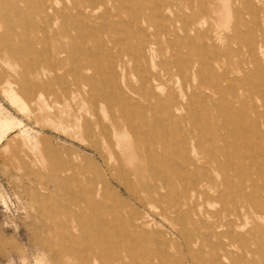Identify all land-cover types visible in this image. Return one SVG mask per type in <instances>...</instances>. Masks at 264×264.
<instances>
[{
    "label": "rangeland",
    "instance_id": "374dc122",
    "mask_svg": "<svg viewBox=\"0 0 264 264\" xmlns=\"http://www.w3.org/2000/svg\"><path fill=\"white\" fill-rule=\"evenodd\" d=\"M6 1L0 0V264H76L65 244L70 221L58 206L74 197L86 206L90 182L108 173L98 153L109 158L113 148L125 165H144L148 144L187 172L205 165L206 192L221 190L226 200L200 204L202 213L247 206L246 196L250 209L264 207V59L256 57L264 44V0H172L170 9L161 6L162 17L153 11L159 0H93L78 21L58 13L77 15L70 0H41L52 10L39 13L22 0ZM239 15L246 24H238ZM199 31L220 36L215 55ZM205 44L210 54L203 58ZM119 91L133 92L142 108L160 101L168 108L160 116L176 114L167 135L146 144L123 129L115 134L122 103L103 94ZM192 181L198 175L167 185L181 192ZM134 208L153 261L193 264L174 217L147 205ZM243 211L236 233L244 238L213 237L222 249L205 242L200 248L199 239L192 244L199 261L214 255L218 264H264V212ZM189 217L200 236L210 235L215 217L188 214V230Z\"/></svg>",
    "mask_w": 264,
    "mask_h": 264
},
{
    "label": "bare ground",
    "instance_id": "6f19581e",
    "mask_svg": "<svg viewBox=\"0 0 264 264\" xmlns=\"http://www.w3.org/2000/svg\"><path fill=\"white\" fill-rule=\"evenodd\" d=\"M22 1L35 7L37 12L52 10L49 4L41 0ZM70 1V9L76 11L77 15L69 16L67 9L59 11V15L65 21L80 20L83 10L82 7H89L93 2V0H82V3H80V0ZM6 3L7 1L3 0V5ZM161 6L170 9L173 6V1L159 0L153 9L155 16L162 17L163 10ZM106 8L108 7L106 6ZM246 23L245 17L239 15L238 24ZM172 25L173 28H176L174 24ZM198 28H201V26L198 25ZM180 29L183 30V27H180ZM199 34L203 38L207 37L209 39L210 45L214 48V54H212L215 55L218 52L217 42L221 40L220 36L211 34L210 32L200 31ZM187 45L194 46L195 44L192 40H188ZM173 49L176 50V45L173 46ZM199 50L203 58L210 54L208 44L200 47ZM256 57L257 60L264 59V44L259 46V55ZM193 66L194 69L201 70L199 63H195ZM208 68L210 69V67ZM211 73L213 72L211 71ZM243 81L242 83H244ZM7 84H10V82ZM153 95L156 97L155 93ZM103 96L109 98L108 100L112 103H122L121 124L117 120H114L111 127L112 131L115 134H118L120 129H123L125 133L131 132L136 138L141 139L146 144L150 142L152 137L159 139L166 136L168 124L173 121V117H176V114L168 111L160 116L159 111L161 109H168L160 101L142 108L138 101L134 99V93L130 91L105 92ZM238 99L240 103H243L241 97ZM135 109L140 110L139 114H136ZM181 109L182 106H176L177 111ZM146 110L152 111L150 117L144 115L145 113L142 112ZM103 133L107 135L104 129ZM106 138L107 143L112 147V141L107 136ZM156 149L151 144L147 145L144 165L141 163L125 165L121 159V153L115 148H113L112 156L109 158L100 151L98 154L103 158L104 166L108 173L106 177L100 175L101 178L97 181L90 182L88 197L86 194H83L87 198L86 206L80 204L77 197L70 198L71 201H68L66 196L65 198L68 202H63L58 206L59 214L65 215L70 221L68 225H65L67 229V240H65V244H68L75 253L76 264H158L153 261L156 258L154 256L155 254H152L147 249L146 240L142 234L144 232V221L140 220L137 210L134 208V204L136 203L156 208L158 214L166 219L174 217L175 222L179 225L176 231L186 245L193 264H218L221 262V257L213 255L210 259L199 261L198 258L200 259L201 251H193L192 244L197 245L198 240L200 239L199 242L201 243L202 239L200 248H203L205 242L211 247L222 249L225 245L218 242L213 244V237L228 238L231 241H235L236 236H239L238 239L244 238L242 233H236L237 228L244 226L239 222L244 216L243 210H245V214L249 212L254 214L264 212V207L262 206H252V209L249 208L248 205H253L252 199L249 196H246L248 197L245 198L246 200H242V202L248 203L246 204L247 206L245 204H241L243 205L241 206L236 203L233 209H225L222 207L214 212H208L207 209H205L207 213L200 212V204L205 206L210 201L215 204L223 203L226 200L224 192L216 190V195H209L206 192L205 187L207 186L209 177L206 169L203 170L205 165L200 164V167L203 169L197 173L187 172L184 166L174 161H166L168 160L166 155L164 153H158ZM157 162L163 163V168L156 167L155 164ZM167 172L170 173L168 176L166 175ZM193 174L198 175V181H192L181 192L174 190L175 185H167L170 181H182L187 177L193 176ZM153 181H161L162 185H154ZM224 184H227L226 179ZM170 191H175L176 195L174 197L170 196ZM97 211L105 213L106 218L99 220L96 217ZM188 214L199 217L200 220H202L205 214L215 217V222L209 225L210 235L205 237L200 236L196 220L194 219L195 217H189L191 228L188 230L184 218Z\"/></svg>",
    "mask_w": 264,
    "mask_h": 264
}]
</instances>
